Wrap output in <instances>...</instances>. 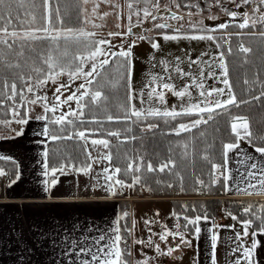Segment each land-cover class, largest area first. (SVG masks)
Here are the masks:
<instances>
[{"label": "snow or ice", "instance_id": "snow-or-ice-1", "mask_svg": "<svg viewBox=\"0 0 264 264\" xmlns=\"http://www.w3.org/2000/svg\"><path fill=\"white\" fill-rule=\"evenodd\" d=\"M93 4L91 12L87 5ZM105 2L109 5L119 8L118 4L113 5L112 0H0V103L12 101V105L4 110V115L10 112L11 120L0 119V125L10 126L12 122L26 125L30 114L34 111V106L39 105L43 112L36 119L44 120L49 125L57 126L53 129L44 128V134L49 136L52 141L72 140L77 138L84 142L85 161L82 165L72 162L70 157L62 155L61 163L49 167L47 163L48 151L43 153L45 163L43 164L45 177L44 185L46 191H51L58 181L57 173L67 175L69 171L88 175L92 172L93 164L106 160L108 165L97 174V185L102 187L110 196L117 195L118 191L130 189L136 185L148 187L149 182L157 185L164 184L171 188L173 184L183 188L185 176L182 174L186 167L194 163V153L198 143L203 145L200 158L209 165L208 169L201 170V175L207 176V183L200 176H195V183L201 188L211 187L220 184L227 190L228 182L231 181L237 191L249 193V189L258 190L264 194V160H257L255 156L240 149V142L245 141L254 147L255 153L264 157V131L254 133L251 129L248 117L233 114L232 107L240 108L242 105L252 104L253 101L260 103L264 108V76L256 72L252 79L246 75L243 78V84L247 86L243 90L240 99L234 90V84L230 78V69L226 54L233 56L234 66L244 69L245 65L250 63L258 64L264 69V0H227V3L236 8L255 5L248 11L239 13L230 10L223 0H212L209 5V11L213 6L218 7L221 12L235 21L237 17L241 22L233 24V27L239 30L255 29L249 33L243 31L232 33L228 32V39L224 36L217 38L215 33L218 30H227L229 23H220L216 28H208L203 24L202 10L199 4L186 3L181 4L177 0H171L176 9L182 6L189 9L196 8L197 12L188 11L185 15L178 14L172 10L171 5L162 6L160 0H129L127 8L130 14L127 16L128 24L126 32H110L109 36H127L133 34V27H141L143 22L153 21V28L160 30L172 29L174 34L169 35L166 31L159 33L165 41H178L180 39L189 40H207L216 42L217 48H227L218 54V66L220 75L211 74L212 79H216L223 87L205 88L203 79H197L190 73L185 72L181 67H175L177 77H188L191 83L182 87L177 86L170 81L173 80L172 69L168 66V61L161 60L158 63L163 67L164 75H153L148 82L147 93L143 89L139 92L134 90L132 77V51L131 48L137 41L148 39L153 49H160V44L138 34L133 44L127 50L120 48L119 51H113L115 46L107 39H96L97 33L88 30V25L93 28L101 27L94 23V18H103L109 13H99V3ZM143 4L145 6L140 7ZM166 14L161 16V12ZM142 13V14H141ZM259 15H255V14ZM199 15L201 18L193 21L192 17ZM135 16V23H133ZM211 20H216L217 15H209ZM162 21V22H157ZM174 21L175 24L170 23ZM257 25L259 28L257 29ZM185 26L189 31H185ZM119 28L120 25L117 24ZM147 32L148 29H145ZM194 33H200L199 35ZM249 36L258 39L261 48L253 53V48L245 46L241 37ZM237 38L235 47L232 44V37ZM223 41V43H220ZM256 55V60H250V55ZM238 61V63H237ZM87 69V70H86ZM203 73L201 76L203 77ZM67 77V81L60 82L62 77ZM76 80H82V83L72 91L71 95L61 99L64 91L71 87V83ZM49 83L57 85L53 95V101L49 103V98L45 92ZM19 85V87H18ZM259 85V94H254L256 86ZM191 89L199 92L201 99L198 102H192ZM171 93L182 102L180 110L167 107H137L133 102L139 100L140 104H151L158 101L161 106L167 105L166 94ZM30 94V95H29ZM145 95L147 100H145ZM213 97H215L213 99ZM247 97V98H245ZM187 98V100H186ZM75 103V108L71 106ZM64 105L68 106L67 111H62ZM21 109L24 110L23 115ZM59 112V115H57ZM49 113L52 115L50 116ZM182 116L195 117L189 123L180 122L173 124ZM217 116H227L230 126V133L234 139L224 142L221 141L219 150L220 162H216L214 142L207 139V132L201 129L202 125H209L216 121ZM149 118L162 120L164 125H171V133L180 136L182 133H190L191 136L183 139L182 142H170L163 158L154 166L152 159H146L145 154L138 152L130 153L125 151L118 159L123 161V166L113 164L112 143L106 138H91L99 134L108 137H115L120 143L132 142L137 139L143 140L146 132H152L159 127L158 123H148ZM105 122L123 123L125 126L120 129H104ZM86 124H96L94 129L86 128ZM143 125V127H141ZM199 130L193 132V130ZM71 130V134L68 133ZM18 135L22 133H17ZM123 137V140H121ZM91 144L97 149V156L93 157L92 152L88 151L87 145ZM118 147V146H117ZM143 148V144L140 146ZM240 149L239 152H236ZM107 150V151H102ZM236 152L233 161L236 165L234 169L228 167L229 153ZM157 155V154H153ZM4 159V157H0ZM233 171L235 176H233ZM148 173H166L168 180H161L157 177H149ZM6 175L3 169H0V176ZM195 175V174H193ZM102 177L103 183L100 182ZM19 179L17 175L8 185L16 183ZM129 179L131 182H129ZM244 185V187H241ZM251 194V193H249ZM253 206L244 208V212L254 215L259 221V231L264 233V205L260 206V211L252 212ZM231 216V213H229ZM128 216L125 212L117 219L115 227L110 230H101L91 238L83 236L79 243L73 239L70 246L75 250L79 246L77 256L81 254L89 259H80L79 264H129L125 255H131L130 251L125 253L121 248L123 240L120 227V221ZM209 219L207 213L201 217L196 215L194 218L184 217L186 220L185 228L191 226L194 234L199 237L201 219ZM233 220L236 216H231ZM179 219V217H177ZM147 224L154 221H146ZM244 232L243 236L248 235V228L253 224L252 219L242 222ZM179 227V224L177 225ZM216 225L213 224V228ZM162 230L159 239L167 243L170 235H178L185 244H190L183 233ZM88 231H92L89 227ZM131 230H129L130 232ZM237 247L233 251H240L241 258H237L233 264H255L250 259L253 256L258 242H254L251 249L242 247L240 244L241 234L236 235ZM218 236L213 231L211 235V264H217L215 259V249L217 247ZM144 243V241H135ZM126 244L127 242L124 241ZM149 246H151L149 242ZM157 253L164 254L159 245L155 246ZM174 249L169 247L167 255L171 256ZM136 264H149L148 260L137 261Z\"/></svg>", "mask_w": 264, "mask_h": 264}, {"label": "crops", "instance_id": "crops-1", "mask_svg": "<svg viewBox=\"0 0 264 264\" xmlns=\"http://www.w3.org/2000/svg\"><path fill=\"white\" fill-rule=\"evenodd\" d=\"M159 35L158 33L153 37ZM75 82L71 83L69 91L62 90L64 94L61 99L75 90L82 80ZM52 88L55 92L56 87L51 86ZM38 110L31 112L23 131L22 127L12 122L10 126H5V133L0 135V157L16 164L15 176L11 177L4 169L6 175L0 176V264H79L80 259H89V257L82 254L77 256L79 246L73 250L70 241L75 239L79 243L83 236H87L89 240L84 243H89L92 237L99 234L97 228L110 230L115 227L114 222L121 217L122 209L131 207L132 204L133 220H135L136 206L154 207L162 216L160 220H164L163 225L158 221L159 224L154 231V256L147 250L137 255L135 239L133 242L131 240L132 264L145 259L149 264H169L171 260L180 264L183 262V257L189 253L193 255V264H211L213 231L218 236L215 249L217 264H233L237 258L242 257L240 251H233L237 247L235 239L237 233L241 234L242 247L251 249L252 244L258 242L250 259L254 260L255 264H264V233L250 225L248 235L243 236V221L233 220L232 214L230 216L223 211L215 219L209 218L205 221L202 218L199 224L201 233L197 237L194 232L185 231L180 225L177 227L179 223L171 204L175 198L149 196L133 198L134 196L119 194L110 196L102 187L96 186L97 174L102 172L105 163L107 164L106 160L93 164L92 172L88 175L74 171H69L67 175L57 173L59 182L50 192L46 191L43 183L45 180L43 153L47 151L49 137L44 134L47 121L36 119L38 114H42L37 112ZM19 130L22 134L12 135V131L14 133ZM87 148L92 152L93 157L97 156L96 148L91 144H88ZM240 149L255 156L257 160H264V157L255 153L254 147L245 141L240 142ZM236 152L229 153L230 169L236 167L233 161ZM17 175L19 179L9 187L8 185ZM235 175L233 171V176ZM100 182L103 183L102 177ZM249 193L237 191L231 181L228 182L227 190L223 188V198L229 200L264 199V194H260L258 190L249 189ZM213 224L216 225L215 228ZM165 226H167L166 230L173 234L183 233L185 239L190 240L191 243H183L178 235H170L167 243L161 241L159 234L165 230ZM89 227L92 231L87 230ZM148 230L151 231L149 228ZM156 245L160 246L164 254L156 252ZM169 247L174 249L171 256L166 254Z\"/></svg>", "mask_w": 264, "mask_h": 264}, {"label": "trees", "instance_id": "trees-1", "mask_svg": "<svg viewBox=\"0 0 264 264\" xmlns=\"http://www.w3.org/2000/svg\"><path fill=\"white\" fill-rule=\"evenodd\" d=\"M55 3L56 0H53ZM207 10V8L205 9ZM239 21H235L232 23H229V28L227 30H218L214 34L217 38H219L221 35H217L218 32H222L225 39H228L227 33L232 32H240L243 31L244 33H249L252 31H256L255 29H244L239 30L238 28L233 27V24H237ZM259 28V25H257V29ZM156 33H161L162 31H166V33L174 34L172 29L168 30H160L155 29ZM185 31H189L186 29ZM194 34H200V33H194ZM213 34V33H208ZM232 44L233 47H235V44L237 42V38L233 36L232 38ZM242 41L244 42L245 46H250L253 48V53L255 54L257 52V49L261 48L260 41L258 39L249 37L247 35L241 37ZM223 41H220L222 43ZM227 48V45H224V48H220L221 51H224ZM250 55V60H256V55ZM234 57L226 54V60L229 64L230 69V78L233 81L234 84V90L237 93L238 99L241 98L243 94V90L247 87L243 84V78L245 75L252 79L254 74L256 72H260L262 76H264V69L260 68L258 64H248L245 65L244 69H239L238 67L234 66ZM238 63V61H237ZM19 87V85H18ZM259 85L256 86L254 94H259ZM30 95V94H29ZM247 98V97H245ZM262 101H264V98H262ZM12 101H7L5 103H0V119L4 120H11L10 112L6 116L4 115V110L8 109L10 105H12ZM233 114L243 115L248 117L251 125V129L254 133H258L259 131H264V108L260 106V103L253 101L252 104L249 105H242L240 108L232 107L231 109ZM24 110L21 109V114L23 115ZM51 116L52 114L49 113ZM195 117H188V116H182L178 118L176 121H173V124H178L180 122L183 123H189L192 119ZM228 117L227 116H217L216 121L210 122L209 125H202L201 129L205 130L207 132V139L210 142H214L215 147L212 149L213 152H215V159L216 162H220V155L219 150L221 148V141L228 142L234 137L230 133V126L228 123ZM148 123H158L159 127L157 129H154L152 132H146L144 134V139L140 140L137 139L135 141H132L130 143L124 142L120 143L117 138L115 137H108L106 135H99L96 134L92 136V138H106L109 139L112 143V152H113V164H119L120 166H123V161L121 159H118V156L122 155L125 151H128L130 153L138 152L140 154H145L146 159L151 158L154 166L159 162V158H163V156L166 154L167 146L170 142H182L183 139L191 136L190 133H182L180 136H176L175 134H168L171 133V125H164L162 120H157L154 118H149L147 121ZM2 125H0L1 127ZM125 125L123 123H111V122H105L103 125L104 129H120L123 128ZM47 127L51 130L57 126L49 125L47 122ZM86 128L94 129L98 126L96 124H86L84 125ZM143 127V125H141ZM199 130H193V132H198ZM65 134H71V130H69L68 133ZM49 137V136H48ZM121 140H123V137H121ZM141 144H143V148H141ZM118 146V147H117ZM203 145L198 143L197 149L194 153V163L187 166L185 171L182 173L185 176V180L183 183V188H181L177 184H173V187L168 188L164 184L157 185L155 183L149 182V186L152 189L149 190L148 187H144L146 190L149 191L150 196L149 197H172V193H179L181 197H202V198H194V199H175L171 201L173 212L179 219H177L180 227L188 231L190 233H193V228L191 226L185 228L186 220L184 217L188 218H194L196 215H200L203 217L205 212L207 213L208 217L211 219H215L218 216L217 209L219 207L222 208V211L225 210L227 213H231L232 215L236 216L239 221H245L248 219L253 220V226L256 229L258 228L259 221L255 219L254 215L247 214L244 212V208L246 206H249L254 200H240V201H233L231 203L227 201V199H221L220 197L223 196V188L220 184L211 186V187H203L201 188L198 184L195 183V176H200L201 179H204L207 183V176L201 175V170H207L209 165L204 163L202 159L200 158V153L202 151ZM88 149V148H87ZM47 151L49 153L48 155V165L49 167H52L53 165H58L61 163L62 155L70 157L72 162L77 165H82V163L85 161V154H84V142L79 141L77 138H73L72 140H60V141H52L49 137V141L47 143ZM157 154V155H153ZM0 168L4 169L5 171L9 172L10 176H15L16 174V164L13 161L10 160H3L0 159ZM195 174V175H193ZM149 177H157L161 180H168L169 176L166 173H148ZM129 182L130 179H129ZM141 185H136L137 192H140ZM252 212L257 213L260 211V208L258 207V204H253ZM131 210L130 206H127V208L122 209V214L127 212L129 216L125 217L120 222L121 227V235L123 237V240L121 242V248L125 250V253L129 252L131 253ZM124 241L127 243L125 244ZM125 258L129 261V264H132V256L131 255H125Z\"/></svg>", "mask_w": 264, "mask_h": 264}, {"label": "rangeland", "instance_id": "rangeland-1", "mask_svg": "<svg viewBox=\"0 0 264 264\" xmlns=\"http://www.w3.org/2000/svg\"><path fill=\"white\" fill-rule=\"evenodd\" d=\"M99 2V0H98ZM129 0H112V4H118L119 8H115L108 3L100 2L99 3V13L102 16L103 13H109L106 17H103L102 19L99 17L94 18V23L97 25H101V27L93 28L91 25H88V30L96 32L98 35L96 39H107L111 41V45H106L105 47L115 46L112 48L113 51H119L122 47L123 49L127 50L129 46L133 44V41L136 40V37L138 34H143L146 37H150L152 40L160 44V49H153L151 47V43L148 39L138 41L135 46L131 48V51L133 53L132 55V77L131 81L134 87V90L136 92H139L141 89L147 93V85L150 81L151 77L153 75H164L163 73V67L158 63L161 60L168 61V66L172 69V76L173 80L170 81L172 83H175L177 86L182 87L187 83H191V80L188 77L179 78L177 77V74L175 73V67L179 66L181 67L185 72L190 73L193 77H196L198 80L203 79V82L205 84V88L209 87H223L222 84L218 83L216 79L211 78V74L215 73L218 77L220 75V69L218 66V54L221 51L220 48H217L216 42L214 41H207V40H189V39H180L178 41H165L163 39L162 35H159L157 37H153V35L158 34L156 33L155 29L153 28V21L148 20L146 22L142 23L141 27H133V34L127 35V36H116L112 37L109 36L110 32H126V26L128 24L127 16L130 14L129 9L127 8V3ZM177 2L183 4L186 3H193V4H199L200 9L202 10L203 15V24L204 26H207L208 28H216L217 25L220 23H232L235 21L241 22L240 18L237 17L235 21H232V19L228 16H226L223 12L220 11L218 7L213 6L211 8V11H209V5L212 4V0H177ZM224 3H226V6L230 10L237 11L239 13H243L245 11H248L250 14L252 7L255 5L245 6L242 8H236L234 5L227 3V0H223ZM160 3L162 6L165 5H171L172 10H176L178 14L185 15L188 11L197 12L196 8H187V7H181L180 9H176L174 5H172L171 0H160ZM145 5L141 4L140 7H143ZM93 7V4L90 2L87 5V8L89 12H91V9ZM207 8V10H205ZM262 11H264V8H262ZM142 14V13H141ZM165 12H161L160 15H165ZM217 15L219 18L216 20L208 19L207 17L209 15ZM255 15H259L258 13ZM201 17L199 15H194L192 17L193 21L199 20ZM135 16H133V23H135ZM162 22V21H157ZM170 23L175 24L174 21H171ZM117 24L120 25V27H117ZM145 29H148L146 32ZM187 29V26H185V30ZM169 35H172L170 33H167ZM198 35V34H197ZM216 35V34H212ZM217 35H223L222 32H218ZM87 70V69H86ZM201 73H203V77L201 76ZM67 81V77H62L60 82ZM78 80H76L77 82ZM75 82V83H76ZM80 84V83H79ZM77 84V87L79 86ZM52 87H56L57 85L49 83L48 87L45 89V92L42 94H46L49 98V103L53 101V95H54V89ZM50 89V90H49ZM69 91V88L67 89ZM192 92V102H198L201 97L199 96V92L196 89H191ZM72 92H69L68 95H71ZM215 97H213L214 99ZM166 99L168 101L167 105L161 106L158 101H153L151 104L145 103L143 105L140 104L139 100H134L133 102L136 104V106L139 107H167L169 109L176 108L177 111L180 110V106L182 102L177 97L173 96L171 93L166 94ZM145 100H147V96L145 95ZM187 100V98H186ZM71 106L75 108V103L72 102ZM39 109L37 112H43L42 108L37 105L34 106V110ZM68 106L65 105L63 107L62 111H67ZM57 115H59V112H57ZM39 116V114L37 115ZM17 126L22 127V131L26 125H21L17 123ZM5 133V126L2 125L0 127V135ZM17 133H21V131H15L12 135H15ZM90 144V143H89ZM107 151V150H106ZM108 165L105 163V166ZM117 194L124 195V196H134L141 197V196H150L149 191L146 190L144 187L140 188V192H137L136 186L130 189H124L122 192L118 191ZM172 197L175 199H194V198H202V197H181L179 193H172ZM171 198V197H168ZM221 199L223 196L220 197ZM228 202L231 201V203L234 200L227 199ZM258 204V207L260 208L261 205H264V199L263 200H254L250 205ZM133 205V204H132ZM131 205V209H132ZM221 208V207H219ZM222 209V208H221ZM132 211V210H131ZM225 211V210H224ZM223 212V211H222ZM132 214V212H131ZM222 214V213H221ZM219 215V214H218ZM129 216V215H128ZM167 216H165L166 218ZM135 220H133V214L131 218V238L132 242L135 239V241H144V243H136L134 241L135 251L137 255L143 254L145 250L150 252V255L154 256L153 250H154V241L153 236L155 234V230L157 229V226L160 223H164V220H160L162 218L161 214L159 213L158 209L154 207L149 206H136V211L134 214ZM146 221H154V223L147 224ZM159 221V222H158ZM152 225V227H151ZM148 228L151 230L149 232ZM149 242L151 246H149ZM132 246H131V255H132ZM139 252V254H138ZM170 258V257H169ZM181 262V261H180ZM194 259L193 255L190 253L187 256L183 257V262L180 264H193ZM169 264H177L175 261H169Z\"/></svg>", "mask_w": 264, "mask_h": 264}, {"label": "built area", "instance_id": "built-area-1", "mask_svg": "<svg viewBox=\"0 0 264 264\" xmlns=\"http://www.w3.org/2000/svg\"><path fill=\"white\" fill-rule=\"evenodd\" d=\"M223 43V42H222ZM130 211V210H129ZM131 212V211H130ZM217 212H218V214L220 215L221 213H222V209L221 208H218L217 209Z\"/></svg>", "mask_w": 264, "mask_h": 264}, {"label": "bare ground", "instance_id": "bare-ground-1", "mask_svg": "<svg viewBox=\"0 0 264 264\" xmlns=\"http://www.w3.org/2000/svg\"><path fill=\"white\" fill-rule=\"evenodd\" d=\"M174 11V10H173ZM176 11V10H175Z\"/></svg>", "mask_w": 264, "mask_h": 264}]
</instances>
